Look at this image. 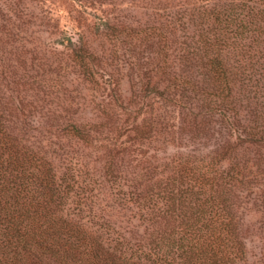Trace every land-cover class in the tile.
I'll list each match as a JSON object with an SVG mask.
<instances>
[{
  "label": "rangeland",
  "instance_id": "1",
  "mask_svg": "<svg viewBox=\"0 0 264 264\" xmlns=\"http://www.w3.org/2000/svg\"><path fill=\"white\" fill-rule=\"evenodd\" d=\"M75 3L83 5L90 16L77 13ZM239 3L240 0H0V101L7 109L9 129L14 137L25 140L45 160L54 163L61 173L74 163L100 171L110 158H115L111 160L114 180L129 191L134 186L139 192L150 188L155 192L157 183L164 186L173 178L179 179L176 168L191 165L203 170L209 165L227 178L221 199L228 214L234 217L231 227L244 245L245 260L248 264H264V146L239 142L241 147H235V135L241 134L237 124L249 125L255 134L264 136V80L256 73L257 64L249 65L252 74L238 70L241 55L252 56L264 65L262 36L248 35L256 39L254 43L233 39L237 44L226 50L227 66L238 75L232 77L230 98L223 104L224 116H208L196 128L186 109L166 102L180 99L181 92L172 91L175 97L171 95L169 100H156L154 104L158 121L163 124L157 127L161 129L155 140L133 145L124 137L119 138L121 148L112 151L117 157L105 156L97 148L104 137L117 138L119 127L129 118L133 107L124 112L121 106L126 107L128 100L135 101L131 99L135 72L154 69L163 52L159 51L160 38L156 37L124 39L122 44L109 42L96 18L106 19L112 26L139 25L162 32L171 48L167 52L168 69L175 68L179 72L175 73L183 77L191 75L185 79L194 80L205 89L196 95L185 92L181 101L205 110L219 101L207 96L216 87L202 68L203 51H197L201 47L199 38L210 28L205 10L213 7L217 12L232 14ZM250 4L254 13L257 9L264 11V4ZM78 37L82 38L81 46L76 44ZM75 45L94 54L96 60L87 68L100 75L96 76L98 81L111 79L110 86L91 81L76 57ZM193 50L197 60L189 67L182 55ZM152 76L157 77L153 84L163 90L166 83H156L163 78L161 74ZM69 123L86 126L93 142H82L63 131ZM148 169L151 173L146 177ZM153 176L156 181L145 182ZM113 203L107 199L104 204ZM99 208L103 210L95 209L91 224L95 237L120 235L133 248L144 249L164 229L158 224H146L131 205ZM98 224L110 229L99 228Z\"/></svg>",
  "mask_w": 264,
  "mask_h": 264
},
{
  "label": "trees",
  "instance_id": "2",
  "mask_svg": "<svg viewBox=\"0 0 264 264\" xmlns=\"http://www.w3.org/2000/svg\"><path fill=\"white\" fill-rule=\"evenodd\" d=\"M251 2L264 4V0H240L235 11L232 9V14L227 15L213 7L205 10L210 28L199 38L201 47L197 51H203L205 64L202 68L207 70L205 75L216 87L214 92H207V96L219 99L218 104L209 105L205 110L181 101L183 93L196 95L205 89L194 80H186L191 75L183 77L175 68L168 69L167 52L171 48L167 39L163 40L162 32L155 33L153 28L139 25L136 28L112 26L108 20L96 18L98 26L107 32L109 42L122 44L124 39L136 41L141 37L145 40L156 37L160 38L159 51L163 52L154 69L135 72V91L131 93V99L135 101L128 100L126 107L121 106L124 112L129 106L133 110L128 113L125 125L119 127L117 138L104 137V143L100 140L102 144L97 148L103 150L105 156L117 157L112 151L121 148L119 138L124 137L125 142L133 145L155 140L161 129L157 130V127L163 124L158 121L154 104L156 100H169L171 95L175 97L172 91L181 92L180 99L166 102H174L177 107L186 109L196 128H200L208 116H224L223 104L230 98L232 77L238 75L227 66L226 50L234 48L238 39L256 42L248 36L250 34L264 39V11L257 9L254 13ZM75 6L77 13L90 16L83 5L75 3ZM69 33L73 35L70 30ZM68 39L72 40L71 37ZM76 44L83 45L81 37ZM75 48L76 57L83 63L91 81L96 85L110 86L111 79L98 81L96 76L100 75L87 68L94 64V54L83 47L75 45ZM196 55L194 50L187 51L182 60L192 67ZM240 59L238 70L252 74L249 65L254 67L257 64L256 73L264 80L263 63L258 64L252 56L245 58L241 55ZM158 72L163 78L156 83L165 82L163 90L153 84L157 77L152 75ZM5 110L0 101V264H248L244 245L231 227L234 217L228 214L221 199L227 178L209 165L203 170L191 165L176 168L179 179L173 178L172 183L167 182L164 186L157 183L155 192L151 188L150 192H139L134 186L133 190L131 187L130 191L124 190L114 180L111 160L115 158H110L100 171L94 172L74 163L61 173L54 163L45 160L25 140L14 137L7 125L9 120ZM236 126L241 134L235 135V147H241L239 142L264 146V136L255 134L253 127ZM63 131L82 142H93L89 129L83 124L69 123ZM150 173L151 169H148L144 176L148 177ZM151 180L156 181L153 176V179L146 178L145 182ZM107 199L114 203L107 206L104 204ZM114 204L117 207L131 205L146 224L152 227L158 224L164 229L144 249L133 248L124 236L115 232L117 236L114 238L95 237L96 232L91 229L92 217L97 213L95 209L100 212L103 210L99 208L101 205L108 208ZM103 225L96 226L102 228Z\"/></svg>",
  "mask_w": 264,
  "mask_h": 264
}]
</instances>
